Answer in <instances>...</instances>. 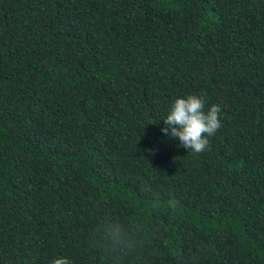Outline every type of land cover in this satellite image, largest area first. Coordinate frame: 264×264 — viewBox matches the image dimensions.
<instances>
[{"label":"trees","instance_id":"16d2710c","mask_svg":"<svg viewBox=\"0 0 264 264\" xmlns=\"http://www.w3.org/2000/svg\"><path fill=\"white\" fill-rule=\"evenodd\" d=\"M188 95L200 154L161 132ZM109 216L127 264H264V0H0V264H109Z\"/></svg>","mask_w":264,"mask_h":264},{"label":"clouds","instance_id":"9594fccd","mask_svg":"<svg viewBox=\"0 0 264 264\" xmlns=\"http://www.w3.org/2000/svg\"><path fill=\"white\" fill-rule=\"evenodd\" d=\"M221 109L212 104L205 109V99L197 95L177 98L171 104L163 123L166 127L161 132L177 139L179 146L200 154L210 150L209 137H213L222 127ZM146 194L156 198L151 190ZM97 243L106 253L109 264H127L128 258L139 251L141 227L138 224H125L111 216L103 219L96 228ZM52 264H71L66 257H58Z\"/></svg>","mask_w":264,"mask_h":264}]
</instances>
